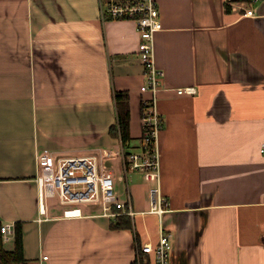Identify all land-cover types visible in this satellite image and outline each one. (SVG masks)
<instances>
[{
    "label": "crops",
    "instance_id": "1",
    "mask_svg": "<svg viewBox=\"0 0 264 264\" xmlns=\"http://www.w3.org/2000/svg\"><path fill=\"white\" fill-rule=\"evenodd\" d=\"M109 1L0 0V226L20 224L23 264H135L160 227L171 234L169 264H264V0L229 11L228 0H152L162 26L153 34L157 181L125 163L139 152L151 93L140 90L135 18L110 17ZM117 92L128 98L125 147ZM97 149L122 153L107 166L133 215L44 204L37 156ZM155 186L168 203L161 215L150 211ZM121 218L128 226H111ZM14 235L2 241L7 252Z\"/></svg>",
    "mask_w": 264,
    "mask_h": 264
},
{
    "label": "built area",
    "instance_id": "2",
    "mask_svg": "<svg viewBox=\"0 0 264 264\" xmlns=\"http://www.w3.org/2000/svg\"><path fill=\"white\" fill-rule=\"evenodd\" d=\"M105 13L110 14L112 18L134 17L138 27L140 43L137 54L146 74V84L140 90L142 92L149 90L151 96L143 101V130L139 152L126 154L125 163L127 169L142 171L145 180L157 181L159 168L155 135L162 127V118L153 111V107L162 73L154 64L153 34L162 29L159 11L152 0H140L134 4H117L110 0ZM245 15L253 16V11L247 10ZM177 92L189 95L194 92V88L178 89ZM261 151H264V144ZM95 152L87 156L62 158H55L52 154L38 155V164L42 172L39 179L40 198L44 204L50 199L54 200L60 206L69 209L67 211H76L72 208L85 205L95 207L97 213L106 218H116L123 214L132 216L133 212L127 207V201H120L117 198L114 191V175L107 166V162L118 157L121 152L109 149H97ZM149 192L152 198L150 211L163 214L168 205L166 198L161 197L156 186L150 188ZM13 232V224L0 226L3 242H7ZM157 240L155 245L146 243L140 246L135 264H169L172 250L170 232L160 227Z\"/></svg>",
    "mask_w": 264,
    "mask_h": 264
},
{
    "label": "trees",
    "instance_id": "3",
    "mask_svg": "<svg viewBox=\"0 0 264 264\" xmlns=\"http://www.w3.org/2000/svg\"><path fill=\"white\" fill-rule=\"evenodd\" d=\"M253 0H228L225 4L226 11H229V4L231 2H248L251 3ZM110 15V14H109ZM107 16V15H106ZM105 17V16H104ZM108 17V16H107ZM110 17H112L110 15ZM109 18V17H108ZM115 100V113H116V125L119 134V139L122 146H126L129 143V118L130 112L128 109V98L125 93L117 92L114 94ZM112 131V130H111ZM129 221L126 218H121L117 223L112 224L114 228H122L123 226H128ZM20 224H14L15 238H14V249L12 251H6L4 245L2 244V239L0 235V264H23L24 259L22 258V245H21V235L22 230Z\"/></svg>",
    "mask_w": 264,
    "mask_h": 264
},
{
    "label": "rangeland",
    "instance_id": "4",
    "mask_svg": "<svg viewBox=\"0 0 264 264\" xmlns=\"http://www.w3.org/2000/svg\"><path fill=\"white\" fill-rule=\"evenodd\" d=\"M50 201H53V200H50ZM53 202H55V201H53ZM83 207V206H82ZM7 246H8V244H7Z\"/></svg>",
    "mask_w": 264,
    "mask_h": 264
}]
</instances>
